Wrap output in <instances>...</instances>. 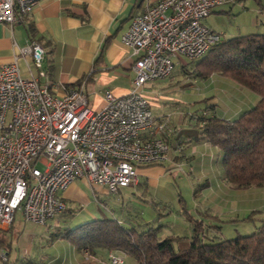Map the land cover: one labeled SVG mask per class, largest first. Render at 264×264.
Returning a JSON list of instances; mask_svg holds the SVG:
<instances>
[{
	"label": "crops",
	"instance_id": "1",
	"mask_svg": "<svg viewBox=\"0 0 264 264\" xmlns=\"http://www.w3.org/2000/svg\"><path fill=\"white\" fill-rule=\"evenodd\" d=\"M155 1L39 0L33 11L21 17L17 23H0V66L16 61L23 78L39 77L40 81L49 84L56 94H62L63 87L83 86L92 108L100 110L107 103L104 97L106 90L121 96L127 94L132 87L134 73L131 66L135 56L123 44L122 36L127 30L131 16L142 12ZM203 22L218 33L220 39L260 33V30H264V0H222L212 8ZM31 42L39 44L44 50L41 70L36 67L31 53L21 51ZM173 62L170 75L145 82L149 83L146 87L148 92H153L154 97H157L152 110L155 121L168 119L166 140L170 150L169 157L164 162L176 163L184 156L186 160H192L191 168L197 172L198 181H204L201 195H198L197 190L194 191V200L203 210L201 212L206 215L207 208L212 214H207V219L200 215L196 218L190 216L191 219L198 220L202 226L205 225L204 221L213 223L211 218L226 224L231 223L238 235L240 228L236 221L246 219L258 209L264 213V187L236 188L230 185L223 176L219 149L205 139L200 126L197 125L199 128L191 134L185 133V129H180L185 122L180 107L174 102L177 99L172 94L179 90V86L173 83L174 67L177 65L183 71L188 66L194 68V62H186L181 56L175 57ZM192 64L193 66H190ZM40 71L45 74L39 76ZM210 77L219 79L218 83L224 89L222 92V89L216 92L218 96L212 94L207 100L210 111L214 112V108L221 104L223 112L218 111V115L235 119L242 108L250 109L255 104V99H252L250 94L243 100L237 99L235 95L229 97L228 88L224 86L231 80L218 74H212ZM176 132L182 133L179 135L180 139L177 138ZM177 144H181V155L175 150ZM164 162L139 165L137 182L120 188L119 195L127 190L132 193L138 187H144L145 190L162 188L167 182V169L162 165ZM244 189L250 190L245 192ZM89 192L98 202L106 201L105 197L102 200V195H110L105 186L91 185L87 180L80 178L61 193L67 208L50 219L47 225L26 221L21 211H17L11 224L0 225V264H111L112 250L98 248L95 253H90L86 248L73 244L68 236L70 230L79 224L95 218H107L97 217L99 211L90 209L94 199ZM254 195L256 204L250 201ZM103 206L109 209L106 203H103ZM225 206L229 209H225ZM79 209H82V212H77ZM83 212L87 215L85 221H79L80 223L75 225V220L80 218ZM112 212L123 224L127 222V226L135 227L131 221H126L125 217ZM228 213L231 216L223 219ZM190 224L193 232L191 220ZM148 225V222L139 224L138 230ZM214 226L221 230V225ZM216 232L219 234V231ZM186 243L188 242L185 241L184 244ZM1 252L5 253L6 260L2 259ZM123 253V264H139L132 256Z\"/></svg>",
	"mask_w": 264,
	"mask_h": 264
},
{
	"label": "built area",
	"instance_id": "2",
	"mask_svg": "<svg viewBox=\"0 0 264 264\" xmlns=\"http://www.w3.org/2000/svg\"><path fill=\"white\" fill-rule=\"evenodd\" d=\"M38 1L0 0V23H17ZM221 2L156 0L131 16L122 42L135 56L132 87L121 96L106 90L100 110L83 86L56 94L39 77L23 78L16 61L0 66V225L11 224L19 209L26 221L47 225L66 210L61 193L77 179L119 194L137 182L139 165L167 160L168 119L155 121L142 88L170 75L175 57L198 58L220 40L203 21ZM21 51L41 70L39 44ZM110 262L123 264V251L112 250Z\"/></svg>",
	"mask_w": 264,
	"mask_h": 264
},
{
	"label": "trees",
	"instance_id": "3",
	"mask_svg": "<svg viewBox=\"0 0 264 264\" xmlns=\"http://www.w3.org/2000/svg\"><path fill=\"white\" fill-rule=\"evenodd\" d=\"M195 68L197 76L218 73L258 95L255 104L235 119L211 114L199 121L205 139L221 153L224 179L236 188L264 186V33L220 39L196 60ZM190 220L191 242L181 250L172 245L178 236L159 238L158 227L138 230L115 217L79 224L68 236L90 253L117 249L139 264H264V216L250 234L222 239L216 234L205 242L201 222Z\"/></svg>",
	"mask_w": 264,
	"mask_h": 264
},
{
	"label": "rangeland",
	"instance_id": "4",
	"mask_svg": "<svg viewBox=\"0 0 264 264\" xmlns=\"http://www.w3.org/2000/svg\"><path fill=\"white\" fill-rule=\"evenodd\" d=\"M260 33H264V30H260ZM198 58L188 59L184 57L186 62H189V60H191L190 63L194 62V68L188 66L185 68V70L181 71L180 67L176 65L174 67L173 73L175 74L173 83H176L179 86V90L172 94H174L177 99L174 100V102L178 107H180V111L182 112V117L185 122V124L180 127V129H185V133L189 132L188 134L197 131V128H199V117H207L216 113V115H218V111L223 112V108L221 109V104H218V106L214 108V112L209 110L210 106L207 104V100L212 94L218 96L216 92L221 89L222 92L224 89L221 88L220 84L218 83V81H220L219 79L210 77L212 74L218 73H212L206 78L196 75L195 62ZM190 66H193V64ZM218 75L231 80L227 86H224L226 89L228 88L229 97L235 95L237 99L243 100L249 96L248 94H250L252 99H255V102L257 101L258 95L255 92L247 89L246 87L238 84L226 76L221 74ZM148 84H144L142 93L148 99L150 109L152 111L153 102L157 99V97H154L155 94L153 92H148L149 90L146 88ZM190 101L194 102L190 103ZM246 110L247 107H244L240 113ZM176 134L177 138L180 139L179 135H182V133L176 132ZM177 145L179 147L176 146L175 150L178 151V155H181V144ZM182 146H184V144H182ZM191 164H193L192 160H186L184 156L178 159L176 163H162L165 169L170 170H166L167 182H165V185L162 188H148L145 190L144 187H138V189L134 190L132 193L127 190V192L123 193L122 195L121 193L120 195H102V200L104 197L106 198V201L103 200L104 202L96 201L93 195L89 192L92 199H94V203L90 205V209H97L99 211L97 217H114L115 214L112 211L117 212L120 217H125L126 221H131V223L137 229H139V224L148 222L150 226L159 228V238H163L167 235L179 236L172 242L173 248L175 250L185 249L189 247L191 235L193 233L191 230L190 216L196 218L197 215H200L203 217V219H207L206 215L212 214V212L206 208L205 215L204 212H201L203 210H201L199 206H197L198 204L196 205L195 203L194 191L197 190L198 195H201L204 181H198V174L193 168H191ZM39 166L42 167L41 165ZM252 187L257 188L254 186ZM263 187L264 186L261 188L263 189ZM247 190L249 191L250 189H244L245 192H247ZM251 190L255 191L256 189ZM253 197L254 198H250V201L252 204H256L255 195ZM103 203H106V206H108L109 209L104 207ZM224 208L229 209L226 206ZM84 210L87 211L86 208ZM17 211L21 210L19 209ZM77 212H82V209H79ZM249 215L250 216H247L246 219L235 222L239 224L238 228H240L241 235L252 233L259 224V219L264 215V213L258 209ZM225 216L227 217L223 219H228L231 214L228 213ZM85 217H87V215L83 212L80 218L75 220L74 224L77 225L80 223L79 221H85ZM211 219L214 221L213 223L204 221L205 225H203V231L201 233L203 242L209 241L211 237L215 236L217 234L216 231H219L218 239L233 238L237 235L235 228L231 227V223L226 224V222L217 221L214 218ZM210 224L213 226H209ZM125 225H127V222H125ZM214 225H221V230H217ZM185 241L188 243L184 244Z\"/></svg>",
	"mask_w": 264,
	"mask_h": 264
}]
</instances>
